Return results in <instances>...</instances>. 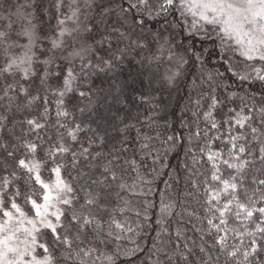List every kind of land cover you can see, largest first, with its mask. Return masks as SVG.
<instances>
[{
    "label": "snow or ice",
    "instance_id": "6c2138e0",
    "mask_svg": "<svg viewBox=\"0 0 264 264\" xmlns=\"http://www.w3.org/2000/svg\"><path fill=\"white\" fill-rule=\"evenodd\" d=\"M93 3L0 0V101L11 105L23 93L32 103L50 94L55 97V124L64 129L43 155L33 141L21 145L23 157L0 141V264H117L122 256L132 264L144 251L134 240L131 248L118 243L128 239L124 233L134 231L123 216L132 203L126 196H147L153 184L141 174L143 165L135 151L123 163L117 154L128 152L124 145L131 130L137 132L133 142L140 136L133 118H119L120 149L95 152L94 158H103V163L89 165L94 176L81 171L72 177L70 171L81 158L87 161L93 155L96 140L88 137L85 146L81 133L91 130L101 145L105 142L89 124L77 122V112L86 110L81 103H91L92 78L120 70L130 52L148 53L137 62L142 67L144 61L148 66L173 65L175 70L170 68L164 77L169 85L190 59L203 64V57L214 55L229 62L227 70L242 83L257 85L240 97L237 107L229 106L234 95L220 100L208 94L206 108L204 93L192 102L195 128L187 139L196 143L188 149L193 169L187 179L202 197V203L197 202L203 214L187 208L178 212V201L162 199L155 221L160 229L141 264H264V0H127V9L118 3L111 10L117 19L108 31L91 22ZM158 18L164 24L153 31L147 22ZM234 58L243 74L233 70ZM73 98L77 103L70 107ZM132 100L150 102L144 91ZM120 103L127 107L124 100ZM49 114L45 104L44 122L33 118L26 123L38 131L45 128ZM7 120V115H0V133ZM152 139L144 135L139 152H155V163L159 150L151 145ZM179 141V136L168 135L165 143L171 142V148L166 152ZM204 165L205 171L197 167ZM130 172L136 173L131 182L125 179ZM154 206L145 202L136 216L150 220L147 209ZM184 214L195 217L191 231L199 234L198 240L188 235L185 224L171 223L173 216Z\"/></svg>",
    "mask_w": 264,
    "mask_h": 264
},
{
    "label": "trees",
    "instance_id": "16d2710c",
    "mask_svg": "<svg viewBox=\"0 0 264 264\" xmlns=\"http://www.w3.org/2000/svg\"><path fill=\"white\" fill-rule=\"evenodd\" d=\"M91 9L92 23L97 25L102 31H108L110 26L114 25L116 16L111 11L118 3H122L124 8H128L127 0H97ZM131 17V13H129ZM148 27L155 31L164 24L163 18H158L155 21H148ZM118 26V25H116ZM122 31L124 29H121ZM200 45L197 44V49ZM148 53H141L137 55L136 52H130L127 59L124 61L121 69L117 72L102 76L101 78L93 77L91 103L87 100L81 103V107H85L84 113L77 112V122L83 121L91 126L99 136L104 137V143L101 145L99 137L91 130L80 134L81 142L87 145V138L90 137L96 140V144L92 146V156H89L85 161L83 158L80 164L75 169H70L71 176L77 177L79 172H89L90 175H95V171L90 172L89 165L103 163V158L96 160L95 152L100 151L108 153L113 146L117 149L121 148L120 140L121 134L116 131L117 127H123L120 119L121 117H132L133 123H137V128L140 130V136L136 141H132V137L137 136L135 129L131 130L129 135V143L124 145L128 147L127 153H117L121 155V163L124 157L133 156L136 152V159L138 164H142L141 174L146 179L152 180V192L147 196H126L132 203L129 205V210L123 214L127 218L128 224L134 229L133 232L124 233L128 237L126 240H121L118 243L126 248H131L133 245L131 241H135L144 249L143 252L137 253V258H133L132 264H141L147 257L148 251L153 242L156 240L157 232L160 226L155 221L160 217V203L161 200L175 199L179 203L178 212H183L184 208L189 211H196L197 214L202 215L200 203L202 197L199 192L194 189L187 177L193 169L192 155L188 149L194 147L196 141L191 144L188 142V135L190 130L195 128L193 124L192 111L196 110L193 106V101L199 98L200 93H204L202 104L207 107L209 103L208 94L215 95L220 100H224L229 95H234L235 100L229 101L230 107H237L242 103L240 97H245V94L257 87V85H249L242 83L237 76H233L227 69L229 62L220 59L218 55L212 56L210 59L203 57L204 63L194 62L191 59L189 63L181 69V76L178 77L174 85H169L164 77L169 72L168 62L161 63L158 67L155 64L141 66L138 61L142 57L147 56ZM231 63L233 70H239L243 74L242 67L237 69L236 59ZM212 79L209 80L208 77ZM150 84V87H149ZM25 87H28L26 84ZM135 90V92L133 91ZM140 91L149 94V103H138L132 100L133 95ZM32 95H36V86L33 85L31 89ZM42 96L45 93H40ZM31 97H25L20 93L14 102L9 105L7 100L0 101V115H7L8 120L5 122V130L0 133V141L9 144V150L15 151L17 157H23L24 149L21 145L25 141H33L39 144V154L43 155V150L47 149L49 145L53 144L58 138V132H64V129L59 128L55 124L56 117V103L55 97L47 94V100H37L29 103ZM124 100L127 103H120ZM77 103L73 98L70 102V107ZM45 104L50 110L47 117V124L45 128L34 131L26 123L28 119H38L44 122L41 114L44 111ZM155 104V107H152ZM186 107L189 109L186 111ZM204 109H201L203 111ZM227 111V109H223ZM181 118L185 127H181ZM219 119V117H217ZM63 122V120L61 121ZM148 125H152L149 127ZM201 128L205 127L203 122L200 123ZM11 130V131H9ZM159 133V136H157ZM177 135L180 141L175 148H171V142L165 143L168 135ZM144 135L153 137L151 145L159 150V159L154 163L156 153L152 155H145L139 152V144L143 140ZM78 148V145H73ZM19 149L18 151H16ZM196 155H200L198 152ZM143 157L141 160L140 157ZM0 160H3V154H0ZM187 164V169L185 165ZM9 170H12L11 161H9ZM127 168V165H124ZM200 171H205L207 165L203 167L197 166ZM155 169V171H152ZM98 171V169L96 170ZM47 175V173H45ZM136 176L135 172H130L125 177L131 182L132 178ZM179 177V180L176 177ZM85 179H87L85 177ZM203 179V178H201ZM83 183V181H81ZM185 192H190L192 195L186 196ZM200 201L198 203L197 201ZM150 201L154 207L147 209V215L151 217L150 220H145L143 216L137 217V211H144L145 202ZM180 221L189 228L188 235L193 239L198 240V233L191 231L192 224H196L195 217H189L184 214L182 217L173 216L171 223L175 226L176 222ZM191 221V223H188ZM142 225V227H137ZM117 264H129L128 260L123 256L117 261Z\"/></svg>",
    "mask_w": 264,
    "mask_h": 264
},
{
    "label": "rangeland",
    "instance_id": "374dc122",
    "mask_svg": "<svg viewBox=\"0 0 264 264\" xmlns=\"http://www.w3.org/2000/svg\"><path fill=\"white\" fill-rule=\"evenodd\" d=\"M96 1L97 0H94V3H97ZM94 3H93V5H94ZM89 11H91V9ZM168 65H169V68H171L172 70H175V67L173 65H170L169 63H168Z\"/></svg>",
    "mask_w": 264,
    "mask_h": 264
}]
</instances>
